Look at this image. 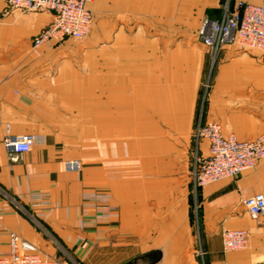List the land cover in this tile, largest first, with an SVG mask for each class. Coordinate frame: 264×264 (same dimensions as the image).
Masks as SVG:
<instances>
[{
  "label": "crops",
  "instance_id": "crops-1",
  "mask_svg": "<svg viewBox=\"0 0 264 264\" xmlns=\"http://www.w3.org/2000/svg\"><path fill=\"white\" fill-rule=\"evenodd\" d=\"M227 1L239 0H93L84 41L34 47L52 14L2 16L0 0V257L16 232L50 256L63 240L82 264H264V212L253 219L242 203L264 193V159L202 187L192 216L198 120L264 135V55L228 45L211 59L198 37ZM8 124L37 136L17 161ZM74 158L81 169L67 171ZM36 194L45 203L33 206ZM226 228L248 229L250 248L225 251Z\"/></svg>",
  "mask_w": 264,
  "mask_h": 264
},
{
  "label": "built area",
  "instance_id": "built-area-1",
  "mask_svg": "<svg viewBox=\"0 0 264 264\" xmlns=\"http://www.w3.org/2000/svg\"><path fill=\"white\" fill-rule=\"evenodd\" d=\"M93 0H6L2 16L18 10L22 13L47 11L52 14L50 24L33 39V46L72 37L84 39L93 26V11L90 3ZM198 37L215 58L224 47L237 45L243 49L260 51L264 55V0L252 3L239 0L234 8L229 1L222 5L218 18L205 17L198 29ZM208 141V153L200 151L201 141ZM11 160L17 161L19 156L29 152L37 143L34 134L15 135L8 124L2 140ZM192 156L193 194L197 200L199 190L225 178L236 177L242 171L254 168L264 159V135L255 139H240L234 132L224 133L217 122L204 123L200 120L194 133ZM67 171L81 169L79 159H68L64 163ZM43 195L31 196L33 206L45 203ZM19 208L36 222L37 217L29 209ZM250 216L257 219L264 212V193L242 200ZM197 208V204H196ZM200 245V244H199ZM222 245L225 251H242L251 246V232L246 228H226L222 233ZM62 249V248H61ZM64 257L44 254L33 243L16 232L9 234V252L0 257V264H79L67 251L62 249ZM201 257L204 251L198 249Z\"/></svg>",
  "mask_w": 264,
  "mask_h": 264
},
{
  "label": "rangeland",
  "instance_id": "rangeland-1",
  "mask_svg": "<svg viewBox=\"0 0 264 264\" xmlns=\"http://www.w3.org/2000/svg\"><path fill=\"white\" fill-rule=\"evenodd\" d=\"M92 32H94V28H92V30L90 31V33L84 38V39H81V40H77V39H75L76 41H84ZM210 54V53H209ZM210 56H212L211 54H210ZM217 57V56H216ZM213 58V56L211 57V59ZM208 87H209V80H206L205 81V84H204V97H205V94H206V92L208 91ZM205 101H206V99H200V111H201V109H203V105H204V103H205ZM201 120V118L198 120V122ZM198 124V123H197ZM74 159H77V158H74ZM80 160V159H79ZM81 161V160H80ZM193 191V190H192ZM194 196L192 195V203H193V205H192V216H194L195 215V209H197L196 208V205H195V203H194V198H193ZM195 217H193V219H194ZM53 234H55V233H53ZM59 239V238H58ZM61 239H59V241H60ZM61 245H62V249H64L65 251H67L68 253H69V255L77 262V263H79V264H82V260L80 259V256L78 255V253H76V250H74V249H71L70 247H68L67 246V244L66 243H64V241L63 240H61ZM59 257H64L65 258V260L66 261H68V257L67 256H65L64 255V253L62 252L61 254H60V256ZM69 262V261H68Z\"/></svg>",
  "mask_w": 264,
  "mask_h": 264
}]
</instances>
